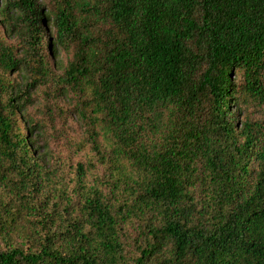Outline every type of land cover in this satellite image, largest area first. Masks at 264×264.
I'll return each mask as SVG.
<instances>
[{"label": "trees", "instance_id": "16d2710c", "mask_svg": "<svg viewBox=\"0 0 264 264\" xmlns=\"http://www.w3.org/2000/svg\"><path fill=\"white\" fill-rule=\"evenodd\" d=\"M0 264H264V0H0Z\"/></svg>", "mask_w": 264, "mask_h": 264}, {"label": "rangeland", "instance_id": "374dc122", "mask_svg": "<svg viewBox=\"0 0 264 264\" xmlns=\"http://www.w3.org/2000/svg\"><path fill=\"white\" fill-rule=\"evenodd\" d=\"M40 1L47 3L48 0ZM66 59L67 57H65V54L62 51H59L56 57L53 59L56 63L54 61L50 62L55 67L54 70L56 73L60 72L61 66L65 63ZM43 90L44 87L37 89L34 94V103L32 106L27 108V114L32 119H41V121H43L42 139L47 144L51 155V160H54L55 157H60V159H58L59 161L63 159L65 165L69 162L72 166L76 161L84 162L87 154L82 152H79L75 156H71L70 161L64 159L66 155L70 154V152L67 151L65 147H68L70 139L77 137V134L80 132L79 127L78 124L74 122L73 116H71L69 112L65 114L64 117H61V115H58L56 111H52V113L49 114L44 110L45 95ZM57 103L58 105L65 108L68 102L65 98H58ZM241 107L243 109V115L247 114L250 117L257 116V108L255 105L246 103L241 104ZM81 136H83V134H80L79 137ZM63 169L65 172L69 171L67 167H64ZM101 171L102 168L96 164V174L102 175ZM128 230H131V228L128 227Z\"/></svg>", "mask_w": 264, "mask_h": 264}]
</instances>
